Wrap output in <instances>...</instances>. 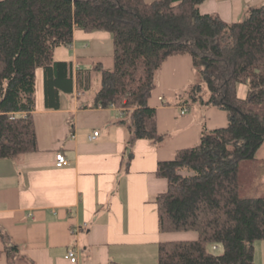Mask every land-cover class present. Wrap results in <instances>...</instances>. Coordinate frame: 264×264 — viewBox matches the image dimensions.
<instances>
[{
  "label": "trees",
  "instance_id": "16d2710c",
  "mask_svg": "<svg viewBox=\"0 0 264 264\" xmlns=\"http://www.w3.org/2000/svg\"><path fill=\"white\" fill-rule=\"evenodd\" d=\"M202 1L0 0V158L36 148L37 68L48 108L58 106L60 92L89 86L86 70L74 76L71 61L53 57L56 47L71 44L75 27L112 35V65L98 67L93 105L123 110L125 166L137 139L165 140L148 97L162 62L189 54L202 81L182 90L184 103L218 107L227 123L203 126L196 144L157 162L155 174L166 179L154 196L159 231L196 235L159 241L156 264H253L254 241L264 239V193L241 194V166L264 143V3L226 22L200 13ZM0 241L13 264L17 245L1 226Z\"/></svg>",
  "mask_w": 264,
  "mask_h": 264
},
{
  "label": "crops",
  "instance_id": "0c3cea01",
  "mask_svg": "<svg viewBox=\"0 0 264 264\" xmlns=\"http://www.w3.org/2000/svg\"><path fill=\"white\" fill-rule=\"evenodd\" d=\"M263 3L203 0L198 8L232 22ZM73 31L66 55L55 59L71 61L74 76L77 70L89 73L96 59L100 63L112 57L110 32L77 27ZM40 70L41 87L36 84ZM35 73L36 148L0 158V226L17 245L13 264H156L159 241L194 238L192 231H159L154 204V196L166 188V179L155 174L157 162L196 144L203 126L213 129L227 123L226 113L218 107L184 103L182 90L202 81L189 54L168 56L162 62L148 97L156 111L157 131L165 140L155 144L137 139L127 166L123 110L94 106V95L87 98L84 89L75 87L71 94L60 92L58 106L48 108L42 69ZM246 89L240 83L236 93L243 97ZM206 93L204 89V97ZM182 105L188 107L183 114ZM93 131L98 134L89 138ZM262 145L252 163L264 159ZM58 152L67 163L57 167ZM246 190L248 195L262 194L264 184L259 191ZM69 247L76 250L75 262L65 257ZM7 263L2 250L0 264ZM253 264H264V239L254 241Z\"/></svg>",
  "mask_w": 264,
  "mask_h": 264
},
{
  "label": "rangeland",
  "instance_id": "374dc122",
  "mask_svg": "<svg viewBox=\"0 0 264 264\" xmlns=\"http://www.w3.org/2000/svg\"><path fill=\"white\" fill-rule=\"evenodd\" d=\"M67 46H58L55 48V52L53 53V57L54 58H63L66 54L65 52H67ZM69 54V53H68ZM105 59H101L100 63L99 60H95L90 66H89V77H90V81H89V86L84 88L85 91V97L87 98H93V95L95 94L96 90L99 87V83H98V78H99V69L98 67L100 66V64H102V66L104 68H109L112 65V58H106ZM36 78H37V85L39 87H41V70L39 72H36ZM87 74V72L85 73ZM84 97V98H85ZM264 147V144L262 145ZM247 162H249V164H247V166H241V177L244 181H246L245 186H248L249 189L246 191H250L252 190H256L259 191L262 187V185L264 184V159L263 160H259V162H255L252 163L251 160H246ZM244 161V162H246ZM260 163V164H259ZM250 185V186H249ZM245 190L241 191V194H247L245 192Z\"/></svg>",
  "mask_w": 264,
  "mask_h": 264
},
{
  "label": "built area",
  "instance_id": "2783aa9c",
  "mask_svg": "<svg viewBox=\"0 0 264 264\" xmlns=\"http://www.w3.org/2000/svg\"><path fill=\"white\" fill-rule=\"evenodd\" d=\"M160 99L162 97H159ZM109 106H115L114 104H110ZM121 109V108H120ZM188 110V107L186 105H182L180 107L179 112L181 114L185 113ZM20 114H24V112H21ZM98 134V131H93L92 134L89 135V138H94L96 135ZM71 136H73V134H71ZM67 163V159L65 158V156L58 152L55 154V164L58 166L64 165ZM65 257L67 259H69L71 262H75L77 260V253L75 248L73 247H69L66 251Z\"/></svg>",
  "mask_w": 264,
  "mask_h": 264
}]
</instances>
